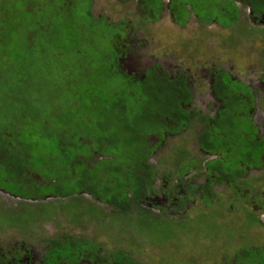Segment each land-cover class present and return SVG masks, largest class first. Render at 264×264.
I'll list each match as a JSON object with an SVG mask.
<instances>
[{
	"label": "trees",
	"instance_id": "trees-1",
	"mask_svg": "<svg viewBox=\"0 0 264 264\" xmlns=\"http://www.w3.org/2000/svg\"><path fill=\"white\" fill-rule=\"evenodd\" d=\"M81 1L0 0V187L21 198L77 195L72 201L85 190L127 213L145 189L148 136L163 128L173 80L120 69L117 29L97 35L100 18ZM200 1L208 17L210 9L237 8L233 0ZM247 1L264 9V0ZM236 19L234 12L227 21ZM91 47L99 48L95 60ZM35 114L42 122L31 127ZM27 209L18 216L15 205L0 208V222L14 225L34 212ZM58 247L53 263L69 253Z\"/></svg>",
	"mask_w": 264,
	"mask_h": 264
},
{
	"label": "flooded vegetation",
	"instance_id": "flooded-vegetation-1",
	"mask_svg": "<svg viewBox=\"0 0 264 264\" xmlns=\"http://www.w3.org/2000/svg\"><path fill=\"white\" fill-rule=\"evenodd\" d=\"M134 1L139 2L137 8L141 9L146 21L159 19L163 10L166 9L167 18L173 24L183 27L192 15L196 18L199 27L209 32L216 27L232 30L244 16L246 20L249 18L254 23V25H247L244 32L253 35L248 30H256L257 33L262 34L264 40V27L260 25V20L264 17V9L251 8L247 0H243L247 3L245 14L243 8L240 7L241 4L233 0L237 8L210 9L206 11L211 15L210 17L202 12L201 9L209 8L200 0ZM155 2L158 3L157 8ZM87 3L90 4L93 12L91 0H87ZM197 6H199V10H197ZM222 12L228 17L225 18ZM234 12H236L237 19L231 20L232 22L227 21L231 14L234 15ZM98 17L103 23L105 19L107 20L105 15ZM107 22L111 27L117 29L115 32H118L117 35L119 36L121 48L117 52V64L118 58L129 54V51L123 50L124 43L120 41L125 21L120 20L115 23L107 20ZM257 25L258 28L254 27ZM145 59L147 57L142 60ZM170 60L172 63H169ZM237 68L239 70H229L225 66H217L210 68L206 76L201 73L192 76L188 75L189 73L181 61L169 53L166 59H155L153 63L144 67L140 76H137L140 80H145L148 77L146 74L152 69L157 74L164 72L165 75L162 77L165 78L166 76L168 80H173L167 86L175 94V99H172L166 116L162 117L163 128L160 129L161 132L153 130L149 133L150 152L148 159L152 164L148 168L146 167L145 189L140 191L139 195L141 194V196L138 195L131 201L133 204H131L130 211L136 210L134 211V218L141 222L142 227L148 226L150 228L139 229L138 231L148 234L149 241L154 242L152 246L159 254L151 264H194L195 262L191 261V256L182 260L178 259V255L182 256L186 251L195 253L204 251L208 259L206 264H251L256 261V253L264 261V246L257 248L242 246L231 259L215 262L216 256L212 250L184 249V240L181 241L179 238L185 237V235L178 234L179 231L176 227L179 222L190 219L196 225L194 236L207 233V236L215 237L218 232L217 227L220 225L219 219L223 217L219 215V212L228 210L229 213L231 211L236 214L234 216H237L241 209L245 210L249 216L245 220L246 225L249 226L251 222L264 225V182L260 185L263 188L259 191L255 188V181L261 179L258 174L264 173V112L259 119L256 118L255 112L258 109L264 110V104H262V109L259 105V99L254 96L252 86L241 79V75L246 77L245 75H248L251 69L241 65ZM235 83H239V85L235 86ZM174 133L179 134V139L174 144L169 143L166 152L162 151L167 135ZM177 146L179 150L176 153ZM171 154L176 156V161L173 159L171 162L172 165L168 163L170 160L166 163ZM159 179L163 181L159 182ZM157 183H159V187H157ZM175 186H178L179 189ZM170 187H174L178 191ZM158 188L166 197V202L148 206L141 201L147 193L154 189L158 190ZM2 190L14 195L0 187V191ZM81 193H87L99 201H107L97 198L89 191L84 190ZM17 197L21 198L20 196ZM22 198L29 199V197ZM32 198L41 197L33 196ZM81 199H84L83 196ZM248 199L253 201L249 206ZM189 200L195 201V204L188 207L191 203L187 202ZM82 202L83 207L89 208L86 205L90 202L86 200ZM107 202L115 214L117 213L115 216L118 218L122 219L121 217L128 213L117 209L114 203ZM44 203H46L45 209H39L38 215L40 212L45 214L48 207L54 211L58 209L57 204L53 205L48 201ZM74 205H77L76 202L69 198V201L59 204V207L63 212L67 210L71 214V207ZM27 208L30 209L29 206ZM154 208L158 211L154 212ZM23 210L26 209H19L17 215H22ZM96 212L99 215L102 214L98 209ZM213 215L216 216V225L207 228L200 227L202 221L210 219ZM230 216H232L231 213ZM159 219L165 220L168 224L173 223V228L167 229L161 225ZM71 242H76V244H70ZM56 246H61L58 248H63L69 253L67 256L62 254L61 257L55 258L53 263L52 252ZM138 246L140 245L138 244ZM103 250L102 245L99 246L94 239L62 233L60 236L47 239L44 246L41 244L39 250L32 251L33 257L29 254L31 246L26 241L20 239L16 240V243L15 241L9 243L0 249V264H78L80 262L85 264L87 261H92L94 264H148L140 263L138 258H134L130 254L129 250L114 248Z\"/></svg>",
	"mask_w": 264,
	"mask_h": 264
},
{
	"label": "rangeland",
	"instance_id": "rangeland-1",
	"mask_svg": "<svg viewBox=\"0 0 264 264\" xmlns=\"http://www.w3.org/2000/svg\"><path fill=\"white\" fill-rule=\"evenodd\" d=\"M236 1L241 4L240 7L243 8V13L245 14L247 11L245 9L247 8V3L243 0ZM81 2L82 6L87 4V2ZM91 2L92 10L96 17L105 15L107 20L115 23L120 20L125 21V26L122 31L123 35L120 37V41L124 43L122 46L123 50H125V52L129 51V54L118 58L117 64L118 67L126 73L140 76L144 67L153 63L155 59H166L169 53H172L173 57L179 59L181 64L187 69L188 75L192 76L198 73L206 76L210 68L217 66H225L229 70H239L237 68L239 65L246 66L251 70L248 75H245L246 77L241 75V79H243L246 84L252 86L255 98L259 99L261 103H259V105L261 108L263 107L264 40L262 34L257 33L258 31L256 30H248L251 31L253 35H248L246 31L244 32L247 25H254L253 20L249 18L246 20L243 16L232 30L230 28L220 29L216 27L209 32L199 27L196 23V18L192 15H190L189 21L183 27L173 24L167 18L168 14L166 9L163 10L159 19L146 21L141 9L137 8L139 5L138 1L91 0ZM107 20L105 19L103 23L100 19L102 26L96 31L97 35L106 37L108 34L113 33L108 28L111 26ZM260 23V25L264 27V17L261 18ZM254 27L258 28V25ZM97 43H99V40ZM89 50V59L95 60L94 58L96 54L99 53V48L91 47ZM144 57H147V59L142 60ZM172 60H170L169 63H172ZM108 85L110 87L114 86V82L108 79ZM263 112L264 110H256V118H261ZM30 119V121H32L30 124L31 127L42 122V117L37 114L30 117ZM166 138L162 146V151L164 152H166L169 143L174 144L179 139V134H168ZM178 150L179 148L177 146L176 153ZM175 158L176 156H172L171 154L167 158L166 163L170 160L168 163L172 165L171 162L173 159L175 160ZM262 174L264 177V173H259L258 175L261 179L255 181V188L258 191L263 188L260 186L262 182H264ZM35 176L38 178L37 174ZM162 181L163 180H160L159 182ZM157 187H159V183H157ZM175 187L179 189L178 186ZM170 188L175 189L174 187ZM217 188L220 189L219 187ZM78 195H80L81 198L83 196L84 199L74 201L77 205L72 206L70 211L72 215L76 214L75 217H73L67 210L63 212L59 204L69 201V197L77 198L75 194L69 197L47 194L41 198L23 200V198L8 194L5 191L3 192V190L0 191V207L13 208V206L17 204V206H15V213H18V209H27L28 206L30 209L34 210L27 218H22L20 222H17L15 225L0 223V249L9 243H13L14 241L16 243V240L22 239L31 246L29 254L32 256L31 252L37 249L39 250L41 244L44 246L47 239L60 236L62 233H69L78 237L94 239L99 246L102 245L104 248L103 251L112 248L129 250L130 254L134 256V258H138L140 263L151 264L154 258L156 256L158 257L159 254H157V251L154 250V246H152L154 242L149 241L148 234L138 231L139 229L150 228L148 226L142 227L141 222L134 218V211L136 210L129 211L120 219L118 216H115L117 213H112L114 210L107 201H99L87 193ZM165 198L163 192L158 188V190L154 189L147 193L141 201L148 206H155L154 204L156 203L162 204L163 201L166 202ZM234 199L237 200V198ZM22 200L23 202H21ZM84 200L94 204L96 209L101 211L102 214L99 215L97 212L84 210L82 206V201ZM46 201L51 202L53 205L57 204L58 209L54 211V209L51 210L48 207L45 214L40 212L38 215V210L43 208V203ZM247 201L248 206L253 203V201L249 199ZM187 202H191L188 207L195 204V201L189 200ZM196 204H198V202H196ZM254 207L257 206L254 205ZM153 211L157 212L158 209L154 208ZM219 213V215L223 217L219 219L220 225L217 227L218 232L215 237L207 236V233L194 236L193 234L196 232L194 227L196 225L192 220L185 219L181 223L179 222V225L176 227L179 231L178 234L185 235V237L182 236L179 238L181 241L182 239L184 240V249L212 250V253H215L214 255L216 256L215 262H218L231 259L242 246H247L248 248L264 246V225H258L254 222H251L249 226L246 225L245 220L249 216L246 214L245 210L241 209V211L238 212V217L234 216L236 214H233L231 211L230 213L234 217L230 216L228 210H223ZM159 221L162 223L161 225L165 226L167 229L170 230L173 228V223L168 224V222L161 219H159ZM216 224V216L213 215L210 219L202 221L200 227L207 228ZM138 244L140 246H138ZM190 256L192 257L191 261L195 262L194 264H206L208 261L204 251L196 253L186 251L184 255H178V259L182 260ZM262 259L263 258L256 253V261L251 264H264ZM78 264H84V262ZM85 264L94 263L92 261H87Z\"/></svg>",
	"mask_w": 264,
	"mask_h": 264
}]
</instances>
